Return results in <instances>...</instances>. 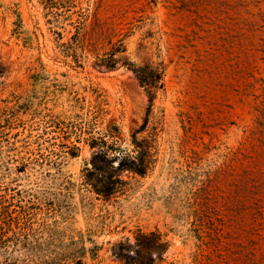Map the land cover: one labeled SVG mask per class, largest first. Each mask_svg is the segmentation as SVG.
<instances>
[{
    "label": "rangeland",
    "instance_id": "obj_1",
    "mask_svg": "<svg viewBox=\"0 0 264 264\" xmlns=\"http://www.w3.org/2000/svg\"><path fill=\"white\" fill-rule=\"evenodd\" d=\"M121 42L117 56L165 66L153 101L125 64L97 65ZM0 67V216L32 197L55 264H128L120 246L218 264L215 224L264 232V185L235 186L246 166L264 179V0H0ZM86 121L109 141L115 122L141 155L135 133L145 172L97 168Z\"/></svg>",
    "mask_w": 264,
    "mask_h": 264
},
{
    "label": "trees",
    "instance_id": "obj_2",
    "mask_svg": "<svg viewBox=\"0 0 264 264\" xmlns=\"http://www.w3.org/2000/svg\"><path fill=\"white\" fill-rule=\"evenodd\" d=\"M120 44L122 49H115V53L109 58H100L97 65L101 68L113 69L117 66L118 62L125 64L128 68L132 69L140 83L146 88L150 100L153 101L157 89L165 85L163 81L165 66L163 63L154 64L151 62L139 65L128 56H117L116 50L127 49L125 45L123 47L122 42ZM3 72L4 70L0 67V74ZM94 118L96 120L97 115ZM86 122L87 124L81 127V131L89 134L86 138L91 147L95 149L97 156L95 155L94 160L97 168L104 170V165H100L98 163L99 160L96 161V159H99V155V157L104 158L106 161L119 159L118 165L120 168L126 167L135 171L145 172L148 166L147 156H145L147 149H145V145L137 141L135 133V142L141 147V155L131 154L128 149L120 144L119 139L121 137L119 134H115V128H118V132H120V129L119 126L115 125V122L111 124V129L108 130V135L112 137V141H109L106 136L95 135L91 130V121ZM262 142H264V139H262ZM66 146H70L72 154H75V150L79 148V145L73 141L71 145L66 144ZM254 172V170L246 166L241 182H235L237 191L240 188L251 189L252 187L259 188L264 185V179L258 177V174H254ZM95 189L104 195L112 192L110 187L102 188L95 186ZM209 189L210 185L208 182L198 189L201 197V200H199L201 210H204L205 206L209 207L210 203L204 199ZM235 195L233 189V193L230 195L233 203L230 207L231 209L235 208ZM38 207H40L38 203L30 197L26 199L25 203H19L18 207L14 210L7 209L2 213L0 216V264H55L54 256L47 255L45 257L42 255V252H47L48 243L38 236L37 227H35V209ZM200 209L199 212H201ZM213 228L218 239V245H220L219 249L222 250L221 259L218 261V264H264V232L262 231V227L254 225L251 228L242 229V232L228 229L225 233L222 232L219 224H215ZM199 237L203 242V236L200 234ZM84 249H86L85 246ZM116 251L121 258L127 260L128 264H159L155 258H150L149 261L143 262L137 257H130L127 253H124L121 246ZM83 256V253L75 255V264H84Z\"/></svg>",
    "mask_w": 264,
    "mask_h": 264
}]
</instances>
